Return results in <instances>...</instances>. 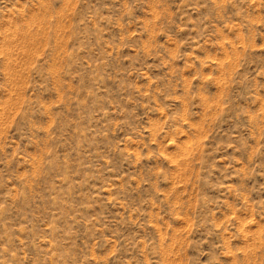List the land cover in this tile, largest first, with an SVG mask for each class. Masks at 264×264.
I'll use <instances>...</instances> for the list:
<instances>
[{"label":"rangeland","instance_id":"1","mask_svg":"<svg viewBox=\"0 0 264 264\" xmlns=\"http://www.w3.org/2000/svg\"><path fill=\"white\" fill-rule=\"evenodd\" d=\"M0 264H264V0H0Z\"/></svg>","mask_w":264,"mask_h":264}]
</instances>
